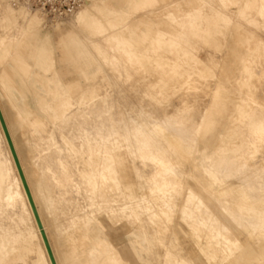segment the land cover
Instances as JSON below:
<instances>
[{
    "label": "bare ground",
    "instance_id": "1",
    "mask_svg": "<svg viewBox=\"0 0 264 264\" xmlns=\"http://www.w3.org/2000/svg\"><path fill=\"white\" fill-rule=\"evenodd\" d=\"M108 1L1 0L0 59L45 27L30 98L1 75L0 109L56 263L264 264V0ZM59 27L103 92L52 71ZM6 140L0 120V264H52Z\"/></svg>",
    "mask_w": 264,
    "mask_h": 264
},
{
    "label": "rangeland",
    "instance_id": "2",
    "mask_svg": "<svg viewBox=\"0 0 264 264\" xmlns=\"http://www.w3.org/2000/svg\"><path fill=\"white\" fill-rule=\"evenodd\" d=\"M107 4H110L111 6H113V2L112 1H108ZM1 0H0V17L4 16L6 17L3 25L0 27V37L3 36H11V40L13 41V43H15L18 39V36L20 35L19 31L16 30V28H14V26H10V20H14L15 18L18 17L19 13L18 12H6L5 10L2 11L1 9ZM32 9L35 10V8L32 6ZM6 15V16H5ZM45 17V16H44ZM46 18V17H45ZM136 28H140V27H148L151 31L155 30L154 26L148 25V24H137L135 25ZM57 34L56 36H54V43H53V64H52V71L56 70L59 75L61 76L62 79L67 80V79H76L74 85L75 87H71L70 91H72V93H79L80 91H83V89L85 87L91 86L93 84H95V86H97V90L98 92H103L105 90L103 85H100L98 82V76H96V78L94 80H84L82 78V75L79 74L81 66H83V56L81 55V49L78 45H76L75 43H73L72 39L70 38V34H68V32L63 31V28H57ZM45 31V27L41 26L37 29V35L35 37H26L24 36L21 43L18 45V47L13 48L11 53L0 59V76H4L6 77V80L11 82L12 84H14L16 86V88L22 92L25 96V98H30L29 96V91L26 88L25 82L22 79V75L20 73V69L23 67V62L27 61L30 63H34L35 62V53L37 50L38 45L40 44V40H41V35L42 33ZM1 40V38H0ZM226 46L223 45L222 48H220L222 50V52H225ZM220 51V50H219ZM199 55L202 56L203 53L200 51ZM15 56H18L15 57ZM15 58L16 60H19V62H15ZM22 61V63H20ZM80 66V67H79ZM5 83L1 78H0V92L5 94V100H10V96L9 93L7 92L6 88H5ZM80 83V85H79ZM4 100V101H5ZM11 101V100H10ZM8 125L11 126H15L17 124V120L11 119V117L8 119V122L6 123ZM26 128V126L21 127V131H24V129ZM12 142H13V138ZM6 144L9 145L8 140H6ZM16 153L18 155L20 164L22 165L23 159L25 157H27V152L26 151H22L21 153L18 152L15 143L13 142ZM10 154L12 155L13 159V153L12 150L10 148ZM14 162L16 164V161L14 159ZM17 166V164H16ZM23 169V167H22ZM19 170V169H18ZM25 175V174H24ZM21 176V175H20ZM21 180V184L22 187L26 193V196L28 198L26 189L24 187L22 178L20 177ZM27 180V179H26ZM28 186H29V181L27 180ZM30 188V187H29ZM31 191V190H30ZM32 194V193H31ZM33 197V195H32ZM29 201V198H28ZM30 204V201H29ZM31 205V204H30Z\"/></svg>",
    "mask_w": 264,
    "mask_h": 264
},
{
    "label": "built area",
    "instance_id": "3",
    "mask_svg": "<svg viewBox=\"0 0 264 264\" xmlns=\"http://www.w3.org/2000/svg\"><path fill=\"white\" fill-rule=\"evenodd\" d=\"M84 0H32V6L48 17H62L75 13Z\"/></svg>",
    "mask_w": 264,
    "mask_h": 264
},
{
    "label": "water",
    "instance_id": "4",
    "mask_svg": "<svg viewBox=\"0 0 264 264\" xmlns=\"http://www.w3.org/2000/svg\"><path fill=\"white\" fill-rule=\"evenodd\" d=\"M0 120H1L2 126H3V128H4V131H5V134H6L7 140H8V142H9L10 148H11V150H12V153H13L14 159H15V161H16L17 167H18V169H19V172H20V175H21V178H22V181H23L24 187H25V189H26V192H27V195H28V198H29L30 204H31V206H32V209H33V211H34V214H35L36 220H37V222H38L39 228L41 229V233H42V236H43V238H44V241H45V244H46L47 250H48V252H49V255H50V258H51L52 264H57V263H56V260H55V257H54V254H53V252H52V249H51L50 243H49V241H48V238H47L46 232H45L44 227H43V225H42V222H41V219H40V216H39V213H38L37 207H36L35 202H34V199H33V197H32V194H31L30 188H29V186H28V183H27L26 177H25V175H24V172H23L22 166H21V164H20V161H19L18 155H17V153H16V150H15L14 144H13L12 139H11V136H10V134H9V131H8V128H7L6 122H5L4 117H3V115H2L1 109H0Z\"/></svg>",
    "mask_w": 264,
    "mask_h": 264
}]
</instances>
